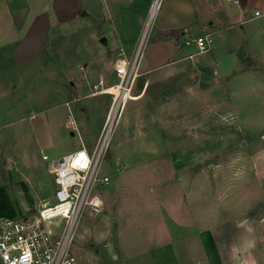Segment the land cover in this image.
Returning a JSON list of instances; mask_svg holds the SVG:
<instances>
[{
  "label": "crops",
  "instance_id": "crops-1",
  "mask_svg": "<svg viewBox=\"0 0 264 264\" xmlns=\"http://www.w3.org/2000/svg\"><path fill=\"white\" fill-rule=\"evenodd\" d=\"M83 4L81 0H0V129L5 128L14 133L13 140L11 136L9 139L17 145L21 146V117L25 122L26 113H29L30 108L37 113H31L26 120L40 150L55 149L62 137L58 132V124H61L64 113L61 112L56 120L53 115L47 113L49 108L64 107L57 104V96L49 97L48 101L42 98L31 102L27 98L21 102V80L25 75L24 73L21 77V70L24 71L41 60L43 53H38V50L47 44L55 25L72 22L81 9L87 8L86 4ZM148 5L149 0L111 2V14L116 22L113 33L108 31L106 34L105 47L110 48L98 52L99 61L103 59L104 64L98 73V79L94 81L92 74L88 77L81 74V84H73L72 89L80 85L85 94L83 97L107 94L97 92L99 87H94L99 81H102L106 88L116 82L111 62L119 52L113 50L122 49L126 58L133 55L146 19ZM255 11L259 12V16L254 15ZM130 13H134L136 19L127 26L126 15L129 16ZM171 31H179L178 38L171 40L162 37L161 33ZM154 34L157 35L153 36ZM203 34L211 36L210 49L207 52L196 53L193 46L184 45L187 38ZM247 57L252 61L255 59L259 66H264V0H237V4L226 0H164L148 43L139 57L138 74L131 89V99L126 102L118 124L124 121L125 131L112 145L114 160H119L121 147L130 144L144 145L148 150L145 154L142 153L143 158L138 157L137 151L135 155L130 153L128 160L164 161L170 160L171 155H178L174 157L175 160H183L180 154L169 153L167 146L173 143L180 145L179 141L173 138L179 136V127L186 119V97L209 94L217 98L220 94L218 91L222 89L238 88V91L243 92L249 86L243 82L249 80H256L258 85L260 82L264 84V79L255 76L256 79H253L250 70L242 68V62ZM90 63L87 62L83 66L84 71ZM79 93L75 92V100ZM107 95V107L98 126L89 127L79 122L77 136L81 147L90 149L93 146L111 101V96ZM209 103L216 106L218 104L217 100L213 103L210 100ZM47 105L54 108L46 107ZM21 109L25 112L23 116ZM69 110L73 116L72 110ZM169 129L173 131L169 133ZM69 135L73 137L74 133L69 132ZM3 148L1 153L7 156L9 147ZM71 152L57 150L53 157L43 154L47 156L44 161H48L50 166L52 161ZM216 167L217 164H212L209 167L210 172L215 171ZM151 169L146 171L150 178H164V169ZM177 171L175 173L180 172ZM1 172L7 180L6 185L2 180L0 182V187L5 191L13 182L12 173L7 165ZM155 183L157 180H152L153 189L159 187ZM50 184L53 186L51 175ZM180 185L182 184L177 185L176 190H171L170 185L162 184L159 187L162 201L161 211L159 210L161 214H158L162 219L158 229H154V224L145 223V232L149 226V230L154 233L152 238L147 235L144 238L146 252L148 243L156 239L162 257H171L167 264L264 263L263 256L258 253L260 242L250 225L249 211L239 219L219 220V214L224 212L218 211L217 203L211 200V195H207L213 191L211 186L207 188L208 191L202 186L198 190L195 189L199 195L193 191V201L184 203V200L178 198L182 197L181 194H191L190 186L187 185L183 192L179 188ZM53 191L54 188L48 197L40 201L39 207L42 203L53 200ZM98 194L100 196V193ZM186 195L182 199H186ZM170 196L175 197L178 202L171 204ZM202 197H205L204 201L201 200ZM207 199L209 201H206ZM136 214L135 203L130 206L122 221L132 231H137ZM136 247L137 245L127 247L128 251H132L130 258L135 255Z\"/></svg>",
  "mask_w": 264,
  "mask_h": 264
},
{
  "label": "rangeland",
  "instance_id": "rangeland-1",
  "mask_svg": "<svg viewBox=\"0 0 264 264\" xmlns=\"http://www.w3.org/2000/svg\"><path fill=\"white\" fill-rule=\"evenodd\" d=\"M81 1L87 8L81 9L72 22L56 24L47 44L38 50V53H43L41 60L32 67L21 70V77L25 73L21 78V102L27 98L31 102L42 98L48 101L49 97L57 96V104L64 107L49 108L47 113L53 115L55 120L61 112L64 113L61 124H58V132L62 137L55 149L40 150L26 120L34 113L33 108L28 109L25 122L21 117V146L9 139L10 136L11 139L15 136L14 133L5 128L0 129V182L5 165L11 171L14 182L5 191L0 187V218L36 213L40 201L48 197L54 188L50 184V166L48 161L43 160V154L53 157L57 150L71 152L81 147L77 134L74 132L71 137L70 129L64 127L68 122L67 104L78 127L79 122L89 127L98 126L107 107V94L83 97L85 94L80 85H77L79 89H72L71 86L81 84V74L87 77L92 74L94 81L98 79V73L104 65L103 59L99 61L98 52L110 48L105 47L106 34L108 31L113 33L116 22L111 14L113 0ZM163 1H160V7L150 22L140 47V55L148 43ZM135 19L134 13L126 15L127 26ZM144 25L145 22L142 30ZM108 41L110 42L109 38ZM115 51L119 52V49L113 50ZM240 53L241 51L239 55ZM248 58L242 62V68L249 69L253 79H264V66H259L255 59L252 61ZM87 62L91 63L84 71L83 66ZM243 84H248V89L243 92L238 91V88L222 89L218 91L220 94L217 98L209 94L186 97V119L177 129L180 131L179 136L173 138L180 145L173 143L167 146L169 153H178L183 160H175L174 157L178 155H171L170 160L164 161L128 160V154L137 151L138 157L143 158L142 153L145 154L148 150L144 145L134 144L121 147L119 160H114L111 148L118 136L125 131L124 121L117 126L99 171L100 176H108L110 181L107 186L96 188L103 202L101 211L95 215L83 214L75 231L72 253L76 264H167L171 257H162L156 239L148 243V252L145 251L144 242L146 235L152 238L154 234L149 226L145 232V223L154 224V229L160 227L162 218L158 213L161 211L162 192L159 187L162 184L170 185L171 190H176L177 185L182 184L179 188L183 192L189 185L191 194H181L182 197L178 198L184 200V203L193 201V191L200 186L205 189L212 187L213 191L207 195H211V200L217 203L218 211L224 212L219 214V220L239 219L249 211L250 225L260 242L258 253L264 258V84L260 82L258 85L256 80ZM74 91L80 92L76 96L77 100ZM210 100L212 103L217 100V106L211 105ZM46 107L54 108L48 105ZM23 114L25 112L22 110L21 116ZM168 131L170 133L173 130ZM3 147H9L7 156L1 153ZM212 164H217V167L210 172ZM152 167L164 169V178H150L146 171L152 170ZM177 170L180 172L175 173ZM172 172L181 176H175ZM151 179L157 180V189H153ZM195 193L199 195L197 191ZM184 195L186 199H182ZM201 200L204 201L205 197ZM175 201L177 199L170 196V203ZM135 203L137 231H132L122 221L130 206ZM130 245H137L134 250L136 253L131 258L129 254L133 249L130 247L132 251L127 250Z\"/></svg>",
  "mask_w": 264,
  "mask_h": 264
},
{
  "label": "built area",
  "instance_id": "built-area-1",
  "mask_svg": "<svg viewBox=\"0 0 264 264\" xmlns=\"http://www.w3.org/2000/svg\"><path fill=\"white\" fill-rule=\"evenodd\" d=\"M160 1L149 0L145 25L133 55L126 58L120 49L111 62L116 82L106 88L99 81L94 87H99L97 92L109 94L111 101L93 146L90 149L82 146L50 163L49 173L54 186L51 202L42 203L34 214L0 218V264H76L72 253L75 231L83 214L95 215L101 211L103 202L96 188L107 186L109 177L100 176V166L124 106L131 99L145 26L150 25ZM226 1L237 4V0ZM254 15L259 16V12L255 11ZM210 44V34L189 37L184 42L185 46H193L196 53L207 52ZM67 108L65 127L78 134L68 104ZM46 159L47 156H43V160Z\"/></svg>",
  "mask_w": 264,
  "mask_h": 264
},
{
  "label": "trees",
  "instance_id": "trees-1",
  "mask_svg": "<svg viewBox=\"0 0 264 264\" xmlns=\"http://www.w3.org/2000/svg\"><path fill=\"white\" fill-rule=\"evenodd\" d=\"M162 37L165 38V39H171L173 40L174 38H178L179 36V31H171V32H165V33H161ZM2 183L4 185H6L7 183V180L5 178V176L3 175L2 176Z\"/></svg>",
  "mask_w": 264,
  "mask_h": 264
},
{
  "label": "bare ground",
  "instance_id": "bare-ground-1",
  "mask_svg": "<svg viewBox=\"0 0 264 264\" xmlns=\"http://www.w3.org/2000/svg\"><path fill=\"white\" fill-rule=\"evenodd\" d=\"M149 23L148 24H146V26H145V30H144V34H146V31H147V29L149 28Z\"/></svg>",
  "mask_w": 264,
  "mask_h": 264
},
{
  "label": "water",
  "instance_id": "water-1",
  "mask_svg": "<svg viewBox=\"0 0 264 264\" xmlns=\"http://www.w3.org/2000/svg\"><path fill=\"white\" fill-rule=\"evenodd\" d=\"M82 15H83V13H82Z\"/></svg>",
  "mask_w": 264,
  "mask_h": 264
}]
</instances>
